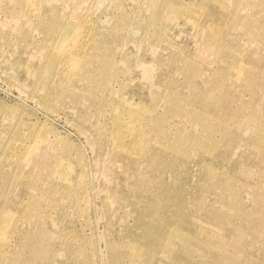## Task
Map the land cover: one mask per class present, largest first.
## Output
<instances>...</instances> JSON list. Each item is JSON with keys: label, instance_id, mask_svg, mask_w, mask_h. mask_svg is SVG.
Wrapping results in <instances>:
<instances>
[{"label": "rangeland", "instance_id": "374dc122", "mask_svg": "<svg viewBox=\"0 0 264 264\" xmlns=\"http://www.w3.org/2000/svg\"><path fill=\"white\" fill-rule=\"evenodd\" d=\"M0 1H3L6 7L7 0ZM30 1L36 4L40 0ZM83 1L82 10L91 5V13H100L102 16L100 28L84 40L91 52L97 54L98 50L95 48H105L112 44L114 54L107 55V60L121 58L124 63L115 68L106 67L99 75L101 80H109L108 82H112V85L117 77L115 87L118 90L114 91L111 99L115 104L120 102L123 105L122 108L113 109L114 117L111 120V113L109 115L106 112L109 110L108 96L101 99L100 94L97 95L87 89L83 90L93 83V79L90 78V73L82 71V68L81 73L79 70L73 71L72 77V70L69 69V63L64 58L65 52L56 54L54 49H51L53 47L47 45H42L28 54H22L21 48L12 52L11 45L15 43V38L6 34L5 27V23L9 20V11H0V129L3 130L6 138L10 137L12 130H20L19 136H23L22 143L23 141L28 143L30 141L28 139L35 136V133L49 130L52 147H49L47 143L40 145L36 143L29 150L35 153L42 150L49 153L51 150L55 154L49 155L48 162L56 163L55 159L60 152L59 143L70 142L76 148L72 153L78 152L73 156L82 158L83 162L88 164L86 174L80 164L76 165L71 173L73 178L81 176L82 173L86 175V179L90 181L88 187L91 185V190L81 191L80 198L86 193L87 195L85 199L80 200V207L66 208L68 215L63 219L64 224H67L66 228L64 227L65 230L79 231L86 239L91 236L92 239L89 237L88 240L91 239L90 241L94 242L93 251H96L97 257L96 262L92 257L88 261H93L95 264H102V262L103 264H121L124 258L138 257L132 255L142 249L141 237L147 230L148 221L154 222V225L150 224V226L156 227L155 223L161 220L155 213L164 212L160 219H163L162 229L164 227L165 229L160 231V238L172 240L174 246H165L157 242V245L153 246L157 251L156 256L153 259L154 256L151 255L153 260L147 261L146 264H264V229H262L264 228V113H262L264 87L257 101L253 97L256 94V88L250 85L251 76L255 78L258 76L257 82L264 84V4L262 1L155 0L154 4H148L142 9V0H137L138 3H133L132 0H119L118 3L112 0H101L99 7H93L96 0ZM170 6L171 10H169ZM239 6L245 9L242 14L246 13L242 15L240 12V16L237 17ZM32 7H29L28 13L37 14L38 9ZM73 7H76V4H73ZM133 9L137 11L133 22L143 28L141 38L131 26L127 28L124 23L111 21L113 19L110 18L117 15L120 19ZM140 11H143L141 15H139ZM250 16L255 22L253 26H245L244 30L240 29L241 27H235V18L241 25L245 24ZM72 17L77 19L75 14ZM230 20H232L231 23ZM14 26L12 23L7 28ZM211 26L218 30H210ZM60 30L68 32L70 25L66 22L61 25ZM156 34L162 39L161 45L155 38ZM112 38H116L117 41L113 42ZM131 38L133 42L129 45L130 50L122 52L124 43ZM58 42L62 50L68 49L70 43L68 37L64 38L61 35ZM209 42L216 44L212 51L209 50ZM201 48L204 49V55L200 54ZM153 50L156 51L154 54ZM57 55L59 56L55 58L52 66L55 72L53 70L50 72L51 68L49 70L46 65L34 68L33 63H30L31 59L43 60ZM140 58L145 62L144 68L145 66L148 70L152 68L153 78L141 76L140 69L137 68ZM29 65L33 67L29 73L35 75L36 79L25 85L21 84L27 90L24 95L20 88L10 81V75L17 71L22 72ZM59 66L61 67L59 70H63V73L59 71L60 79L54 80ZM124 68L133 69L132 75L126 76L121 73L120 71ZM94 74H99V71L95 70ZM192 87L195 89H190ZM144 88H146L145 91ZM153 91L157 94L156 100L152 96ZM27 96L32 97L28 99ZM177 97H184L186 103H192L201 110L196 111L189 105H182L179 101L184 116L178 115L174 107L178 104ZM129 100L144 108L131 111V107L127 106ZM164 100L173 101L165 111ZM248 107L255 108L260 117L250 120L243 110ZM96 111H104L105 115L107 114L104 121L107 119L108 125L93 134L90 131L92 125L96 123V118L87 115ZM151 116L158 117L156 121L158 128L143 124ZM13 120L19 122L16 121L18 122L16 123ZM37 120L39 123H34ZM247 121H249L248 126ZM86 122L88 123L85 125ZM183 129L185 132H191L190 135L196 137L195 141L186 139L185 142L183 138L181 140L180 133ZM113 133L115 137L110 142L109 138ZM165 135L168 137L163 141L161 137ZM168 138L174 140L170 141ZM179 139L180 141H177ZM99 142H102L101 147L96 145ZM109 147L113 152L112 155L110 152L108 161V164L113 163L112 170L104 172V166L100 163L96 166L95 162L99 154L102 160L108 158ZM13 150H0V169L7 167V162L15 160L11 156ZM129 151L131 153H128ZM32 159L34 157L25 158L23 161ZM256 159H259V163ZM262 164L263 166L260 167ZM50 170L60 182L63 179L60 174L67 171V167L59 164ZM140 170L147 173V179L143 182L146 186L142 187H139L141 180L137 176ZM244 183H246L245 186ZM95 188L96 190L93 191ZM24 189L21 187L15 192V195L23 200V204L26 200ZM159 189L160 192H158ZM194 191H197L196 194ZM242 202L245 205H242ZM234 203H237V206L233 205ZM240 205L241 208H238ZM41 207V214L53 212L45 204ZM147 207L150 208L147 209ZM20 208L24 209L25 205ZM231 210L234 212H230ZM90 212H93V215ZM252 213L255 214L251 215ZM238 216L242 217L241 220L236 219ZM70 219L73 221L72 224ZM46 221L47 225L49 224L48 227L52 226L49 219ZM173 224H177L180 230H171ZM17 228L22 230L21 225H16ZM195 234L199 238L198 244L192 240ZM105 236L106 240L111 242L135 240L140 243L131 245L129 242L121 252L124 254V258L121 259L119 254L115 255L111 249L107 248L106 241L103 239ZM234 236L236 238L238 236L240 240L226 241ZM143 246L146 248V245ZM89 250H91L90 244ZM150 251L152 252L151 248Z\"/></svg>", "mask_w": 264, "mask_h": 264}, {"label": "bare ground", "instance_id": "6f19581e", "mask_svg": "<svg viewBox=\"0 0 264 264\" xmlns=\"http://www.w3.org/2000/svg\"><path fill=\"white\" fill-rule=\"evenodd\" d=\"M112 1L114 3H118L119 2V0H112ZM261 1L264 4V0H261ZM132 2L133 3H138L137 0H132ZM154 2H155V0H142L141 1V3H142L141 9L144 8V7H147L148 4H151V5L154 4ZM83 3H84L83 0H60V1L40 0L36 4H32L30 0H7L6 7H4L5 5H4L3 1H0V11L1 12H3L4 10L9 11V20H8L7 23H5V27H6V34L7 35H12L15 38V41H14L15 43H13L11 45L12 46V49H11L12 52L14 50L18 49V48H21L22 54H28L32 50L37 49L38 47H40L42 45H47V46L53 47L51 49L52 50L54 49V52L56 54L57 53L63 54V52H65L66 54H65L64 58H65V61L69 63V66H70L69 69L72 70V74H71L72 77H73V71L78 72V70H79L80 71L79 73H81L82 71L89 72L90 75H91L90 78L93 79V83L90 86H87V87L83 88V90L87 89V90L95 92L97 95L100 94L102 96L101 99H105V97L108 96V98H109V103H108L109 110L106 111V112H108L109 115L111 113V118H110V120H111L114 117L113 113H112L113 109L115 107L122 108L121 106L123 105L120 102L115 104L112 101V99H111V95L114 94V91L118 90L115 87V82L117 81V77L114 80L113 85H112V82H108L109 80H101L99 75H100V72H102L106 67L115 68L118 65L124 64V63H122L121 58H117L116 60H112V61L107 60V58H106L107 55L114 54V52H113L114 46L112 44H109V46H107L105 48H101V47L95 48V49L98 50L97 54L91 52L90 47L86 44V42L84 40L86 38H89L91 35H93V33H95L100 28V20H101L102 16H101L100 13H96V14L91 13V5H88V7H86L85 10H82L81 9V5ZM73 4L74 5L76 4V7H73ZM100 5H101V0H96L94 2V6L93 7H99ZM30 6H33L32 8L38 9L37 10L38 11L37 14L32 15V14L28 13V10H29ZM171 8L172 7L170 6L169 10H171ZM216 11H217V9H216ZM242 11H245V9L243 7L239 6L237 8L236 16L237 17L240 16L239 14H240V12L242 14ZM142 12L143 11H140L139 15H141ZM74 14H75L77 19H74L72 17ZM136 14H137V11L133 9L130 12L125 13L124 16L120 17V19L117 18V15H113L110 18L113 19L111 21H115V22H118V23H124L127 26V28H129L131 26L132 28H134L135 31H137V33L139 34V38H141V32H142L143 28L139 27V25H135V23L133 22V19L136 16ZM244 14H242V15H244ZM221 16H223V15H221ZM218 17H219V15H218ZM241 18H242V16H241ZM243 18H244V16H243ZM218 19L220 20V18H218ZM247 20L248 21L247 22L245 21V24H241L240 25L238 23V21H237V18H235V21H234L235 27H239V28L241 27L240 29L244 30L245 26H253L255 24V22L253 21L251 16H250V18L248 17ZM212 21H213V19H212ZM231 21L232 20H230V23H231ZM66 22H67L68 25H70V30L68 32L61 31L60 30L61 29V25L65 24ZM12 23H14L15 26L7 28V26L11 25ZM220 23H221V21H220ZM111 24H113V23H111ZM222 27H224V26H222ZM211 29L212 30L213 29L216 30L217 28L214 27V26H211L210 30ZM60 34L64 38L68 37L69 40H70L69 47H68V49L66 51L62 50V46L58 42L59 38L61 37ZM189 35H190V33H189ZM189 37H191V36H189ZM155 38H156L157 41H159V45H161V43H163L162 39L160 38V35L156 34ZM147 39L149 41L151 40V38H147ZM186 40H187V38H186ZM112 41L116 42L117 39L116 38H112ZM132 42H133L132 38L129 39L128 41H126L124 43L123 48H122V52L129 51L130 50L129 49V47H130L129 45H131ZM215 46H216V44H214L212 42H209V47H210L209 50L212 51ZM181 47H183V46H181ZM262 50H263V48H262ZM155 52L156 51L153 50V54ZM185 52H187V51H185ZM200 52H201L200 54L204 55V49L203 48H201ZM59 55L51 56L50 58L43 59V60L42 59L41 60L31 59L30 63H33L34 68L38 67V66L46 65V66H48L49 70L51 68L50 72H52V70L55 72V69H53L52 66L54 65L55 58L58 57ZM144 63L145 62L142 60V58H140L137 68L140 69L141 76L145 77V78H148V77L153 78L154 73H153L152 68H149V70L146 69V66L144 68ZM152 66L153 65H151V67ZM81 68H82V71H81ZM125 68L122 71H120V72L123 73L126 76L132 75V70L133 69H125ZM30 69L31 70L33 69V67H31V65H29V67H27L25 70H22V72L21 71H17L13 75H10V81L12 83H14L17 87H19L21 93L24 94V95H26L27 90L24 89L25 86H23L21 84L24 83V85H25V83L32 82V80L36 79L35 75L29 73ZM59 69H61L60 66L56 70L54 80H56V79L59 80L60 79L59 71H61V73H63V70H59ZM95 70H98L99 74H94ZM182 76L184 78V75H182ZM191 78H193V77L191 76ZM251 79H252L251 83H250L251 87H253L254 89L256 88L255 89L256 90V94L253 95V97L258 101L260 99V91L264 87L263 86L264 84L261 85V82L260 83L257 82L258 76L256 78L254 76H251ZM20 80H22L21 83H20ZM139 85H141V84H139ZM26 88L28 89L29 87H26ZM190 89L194 90L195 88L192 87ZM145 90H146V88H144V91ZM156 95H157L156 92L153 91L152 92V96H153L154 99H155ZM189 95H191V94L189 93ZM143 96H145V95H143ZM31 97L32 96H27L28 99L31 98ZM132 97H134V96H132ZM94 98L96 99V95H95ZM189 100H190V98H189ZM177 101H178V104H176L174 107H175V112L178 115L184 116V113L182 112V109H181L183 104L184 105L185 104L189 105L191 108L195 109L196 111H200L201 110L200 108H196L192 103H189V102L186 103L185 100H184V97H177ZM179 101L182 102V105L179 104ZM172 102L173 101H169V100H164L163 101L164 111L169 108V106H170V104ZM155 103H156V101H155ZM127 106L131 107V109L129 108L131 111H136V109L144 108V107H141L140 105H138L136 103L131 102L130 100L128 101ZM201 107H203V106H201ZM239 110H242V109H239ZM243 110L247 114V116L249 117L250 120H253V118H258V116H259L258 111L255 108H253V107L244 108ZM48 111H50V110H48ZM48 113H50V112H48ZM96 113L95 112L93 114L92 113H89V114L86 113V114H88L87 116H91V117H95L96 118V123L94 125H92L91 131H90L93 134L97 133V131H99L103 126H107L108 125V123L106 122L107 119L104 121V117L107 114L105 115L104 111L103 112L96 111ZM262 113H264V111ZM94 114H96V115H94ZM157 118L158 117H154V116L152 117L151 116L149 118V120H147L146 123H143V124L145 126L151 125L150 127L153 126V127L158 128L157 127V122H156ZM14 121L16 122L18 120H13V122ZM38 121L39 120L35 121L34 123L38 124L39 123ZM18 122H16V123H18ZM47 122H49V121H47ZM248 122L249 121H247V126H248ZM257 122H258V120H257ZM87 123L88 122H86L85 125ZM258 125H259V123H258ZM252 129H253V127H252ZM19 133H21L20 130H14V131L12 130L10 137L6 138L3 130L0 129V150H4L5 149V151H7L8 149L9 150L14 149L13 151H11V156L13 158H15L14 161L6 163L7 167L0 169V264H95V263H93V261L92 262L88 261L89 258L92 257L95 260V262H96V257H97L96 251H93V249H95L94 242L90 241L92 239L91 236H88V239H89V237L91 238L90 240H88V239H86L84 237L83 233H81L79 231L78 232H76L75 230L70 231L68 229L70 232H67L66 231L67 229L65 230V228H66L65 225H67V224L66 223L64 224V222H63L64 221L63 219L68 215V213L66 212V208H75L76 209L77 207H80L79 206L81 204L80 200L82 198L85 199L86 198L85 196L87 195V193H86L84 197L82 196L80 198L79 195H80L81 191L84 190V189L91 190V188H90L91 185H90V187H88V184H90L89 183L90 181H88V179H86V175H84V174H86V169H88V164L84 163L82 158L78 159L76 156H73V154H75V153L77 154L78 152L75 151V153L74 152L72 153L73 149H76V148H74V146H72V144L70 142L69 143L68 142L59 143L58 150H60V152L58 153V158L55 159L56 163L48 162L49 155L53 156V154H55L54 152L52 153L51 150H49V153H46V150H42L39 153H35V151L29 150L36 143H38V145L43 144V143H45V144L47 143L49 147H52L50 145L52 143V139L49 136V130H47V131L42 130V131H40L38 133H35V136L30 137V139H28V140H30V141H28V143H24V141H23V143L21 142L23 136L22 135L19 136ZM190 133L188 131L185 132V129H183V131L180 133V134H182L181 140L183 138V139H185V142H186V139L187 140H189V139L192 140L193 139L195 141L196 137L191 136ZM256 133H258V132L256 131ZM112 135H114V136H112ZM112 135L109 138L110 142H112V138L114 139L115 133H113ZM178 136H176V137H178ZM166 137H168V136L165 135V136H163L161 138H162L163 141H165ZM168 139H170V141L174 140V139H171V138H168ZM251 140H252V138H251ZM177 141H180V139L177 140ZM101 143L102 142H99L96 145L101 147L100 146ZM183 143H184V140H183ZM103 144H104V142H103ZM244 144H245V141H244ZM192 145H194V144H192ZM236 145H238V144H236ZM107 146H109V145H107ZM240 146H242V145H240ZM240 146H239V148H240ZM253 146H255V144ZM235 148H237V147H235ZM79 152H80V150H79ZM110 152H111V155H112L113 152H112V150L109 147L108 154H107L108 158H106V160H102V158L100 157L101 154H99L98 157H97V160L95 162L96 166H98L99 163L104 166V172L112 170V164L113 163L109 162V164H108ZM128 153H131V152L129 151ZM153 155H152V160H154L153 159ZM32 157H34V159L23 161L25 158L28 159V158H32ZM111 157H113V156H111ZM2 158H3V156H2ZM13 158H10V159H13ZM247 160H249V159H247ZM256 160H258L257 163H259V159H256ZM1 164L3 166V164H4L3 161L1 162ZM59 164H61L65 168L67 167V171H65L64 173L60 174V177H63V179L60 182L58 181L59 178L57 179L51 174L52 170H50L53 167L59 166ZM78 164L83 166V169H84L85 173L84 174L82 173V175L77 177V178H73L71 176V173L73 172V170L75 169L76 165H78ZM261 166H263V164L260 165V167ZM249 167H253V166L249 165ZM114 169H115V167H114ZM117 171H119V170H117ZM127 171H128V168H127ZM165 171H167V170H165ZM246 171H247V169H246ZM252 171L253 170H251V172ZM151 173H152V171H151ZM247 175H249V174H247ZM76 176H78V175H76ZM137 176H138V179L141 180V183L139 184V187H142L144 185V183H143L144 180L147 179V173L145 171H143V170L142 171L140 170L138 172ZM115 177H117V176H115ZM134 177H135V175H134ZM152 177H154V176H152ZM123 178H124V176H123ZM175 178H173V179H175ZM128 179H129V177H128ZM124 181H126V180H124ZM171 182H173V181L171 180ZM115 184H116V182H115ZM245 184L246 183H244V186H245ZM156 185H157V183H156ZM144 186H146V185H144ZM251 186H253V185H251ZM21 187L25 188L24 189V193L26 194V200H25L24 204L22 202L23 200L20 199V197L15 195L16 190H18ZM101 189H103V188H101ZM95 190H96V188L93 191H95ZM158 192H160V189H159ZM194 192L196 194L197 191H194ZM111 194H110V196H111ZM114 194H116V193H114ZM119 194H120V192H119ZM169 196L170 195H168V197ZM119 197H121V195H119ZM117 200H115V201H117ZM190 200H193V198L190 199ZM109 201L111 202V200H109ZM166 201H164V202H166ZM103 202H105V201H103ZM168 203H165V204L169 205ZM238 203H240V202H238ZM43 204H45L46 207H48L49 209L53 210V212H48L46 214L42 212V214H41L40 210H41V208H42L41 206ZM243 204L244 203L242 202V205ZM22 205H25L24 209L20 208V206H22ZM173 205H172V207H173ZM233 205L237 206V203H234ZM177 206H180V205H177ZM175 207H176V205H175ZM143 208H146V207L143 206ZM149 208L150 207H147V209H149ZM164 208H165V206H164ZM238 208H241V205ZM147 209H145V210H147ZM108 210H109V208H108ZM242 210H244V209H242ZM78 212H80V211H78ZM152 212H154V210ZM230 212H234V210H231ZM249 212H251V211L249 210ZM92 213H91V215H93ZM162 213L164 214V212H162ZM162 213H160V212H156L155 213L157 216L159 215V220H161V222H158L157 224L155 223L156 227H152L154 225V222L148 221L147 226H146L147 230H146L145 234L142 235V237H141V239L143 240L142 249L137 250V253L135 252V254L132 255V256H138V257H131V258L125 259L124 258V254L121 253V252L123 251V248L129 242H131V245H135V244H138L140 242L135 241V240H127L125 242H111V241L106 240V236L103 237V239L106 241L105 244H106L107 248L111 249L112 252L115 255L119 254V258H121V259H122V257L124 258L123 263H121V264H146L147 261H152L155 258L156 252H157V251L154 250L153 246L157 245V242H159L160 244L165 245V246H174V243H173L172 240L165 239V238H162V237H161L162 239L160 238V231L162 232V230L165 229V227H164V229H162L163 228L162 227L163 219H160L161 216H162ZM254 214L252 213L251 215H254ZM236 216H237V214H236ZM233 217L235 218L234 215H233ZM242 217L238 216V217H236V219H238V218L240 219ZM111 218L112 217H110V219ZM46 219H49L50 222H52V226L48 227L49 224L47 225ZM65 222H66V220H65ZM71 222H73V221H71V219H70V223ZM257 222L258 221H256V223ZM199 223H200V220H199ZM80 224H82V223H80ZM150 224L152 226H150ZM16 225H21L22 230H18V228L16 229ZM164 225H165V223H164ZM239 225H241V224H239ZM99 229H100V227H99ZM170 229L171 230L174 229V231H178L179 226L177 224H173ZM187 229H189V227ZM262 229H264V228H262ZM215 230H217V229H215ZM239 231H241V230H239ZM187 233H188V231H187ZM90 235H92V234L90 233ZM127 235H128V233H127ZM198 235H201V233L198 234ZM198 235L195 234V236L192 237V240L195 242V244L199 243ZM155 236H157V238H155ZM205 236H207V235H205ZM241 238H242V236H241ZM237 240H238V236H237V238L234 236L231 240H226V241L230 242V241H237ZM89 244H90L91 250H89ZM143 245H146V248ZM58 246H59V248H58ZM184 246L186 247L187 245H184ZM239 247H240V245H239ZM150 248L152 249V252L150 251ZM249 250H250V248H249ZM243 251H246V250H243ZM114 254H113V256L115 257ZM192 254H194V253H192ZM129 255H130V253H129ZM129 255H128V257H129ZM151 255L154 256L153 259H152ZM109 257L111 258V256H109ZM236 257H237V255H236ZM248 259H250V258H248ZM192 261L193 260H191V262ZM198 262H200V261H198ZM102 264H103V262H102ZM111 264H113V263H111Z\"/></svg>", "mask_w": 264, "mask_h": 264}]
</instances>
